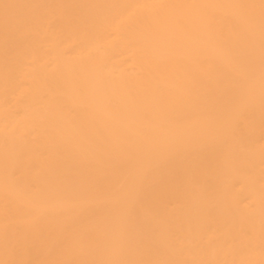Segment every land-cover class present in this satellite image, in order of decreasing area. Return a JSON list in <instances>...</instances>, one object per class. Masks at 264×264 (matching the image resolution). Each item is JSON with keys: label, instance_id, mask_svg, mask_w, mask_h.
<instances>
[{"label": "bare ground", "instance_id": "1", "mask_svg": "<svg viewBox=\"0 0 264 264\" xmlns=\"http://www.w3.org/2000/svg\"><path fill=\"white\" fill-rule=\"evenodd\" d=\"M120 159L140 164L134 196L156 185L143 198L156 240L133 262L264 264V0H0V264H43L26 244L6 256L5 227L70 206L53 191L67 164ZM117 209L92 228L105 251L74 264H118Z\"/></svg>", "mask_w": 264, "mask_h": 264}, {"label": "rangeland", "instance_id": "2", "mask_svg": "<svg viewBox=\"0 0 264 264\" xmlns=\"http://www.w3.org/2000/svg\"><path fill=\"white\" fill-rule=\"evenodd\" d=\"M28 1L29 0H21L20 2H18V0H16V3L18 4V6L19 7H24V5H25V3H28ZM13 14H11V15H9L8 17H7V25H11V24H14V23H16L17 22V20H18V18H15L14 16H12ZM11 17H13V18H11ZM229 82L231 83V81L233 82V84H234V86L232 87V89H230V90H226V91H224L223 93H222V96H221V98L223 99V100H227V101H231V102H235V98H236V96H237V93H234L235 94V96H234V94H233V92H235V91H233V90H235V88H237V83H236V80H234V79H232L231 80V78H229ZM233 91V92H232ZM232 95H231V94ZM227 95V96H226ZM225 98V99H224ZM224 106V105H223ZM222 105H221V107H223ZM102 157L103 156H101V158L100 159H102ZM106 156H104L103 157V159L105 158ZM88 158V157H87ZM89 159H92V158H89ZM102 159V160H103ZM107 159V160H106ZM110 159H112V156H110V158H109V156L108 157H106L105 158V160L104 161H108L109 160V162H110ZM88 160V159H87ZM113 160L114 159H112L111 161L113 162ZM116 160V159H115ZM80 161V162H79ZM89 161V160H88ZM91 161V160H90ZM101 162L102 163V166L100 165V164H98V165H100L101 167H102V169H98L97 170V168L99 167L97 164H95V165H97V168L96 169H94L95 168V166L94 167H92V164L93 163H91V165H89L90 163L88 162V166L86 167V165H85V161H83L82 160V162H81V160H75L74 162H72V163H69V164H67L66 165V168L63 170V171H61V176L58 174V176L55 178L56 179V182L54 181L53 182V184L55 183V185H53V187H54V189L55 190H57V191H55V190H53L55 193H57V194H55V195H58L59 197L60 196H62V198L64 199V201L65 202H67L66 200H65V197H66V199H70V201H69V203H68V205L70 204V206L68 207V205H67V209H65V208H63V209H60L59 211H58V213H59V215H57V219H55V220H53V222H52V220H50V219H41L39 222V224H41L40 226H37V227H34L33 225H39V224H35V223H32L31 221H29V220H20L21 222L20 223H18L17 225H6V227H5V232L7 233V236H6V240H5V250H4V252H6V256H9L10 254L11 255H13V256H16V258L18 257V255L21 253V251H22V249H23V247H24V244H26V245H28V247L29 248H31L30 250H32L31 251V255H33L34 257H35V261L37 262V263H43V264H46V263H48L49 261H48V259L47 258H52V257H56V258H60L61 260H62V263L63 264H68L67 262H68V260H70L71 261V263H69V264H74L76 261H79V259L80 258H82L83 259V255H85V257H87V256H89L90 255V257H91V254L92 255H94V254H99L100 253V251L102 252H104L105 251V249L106 248H104V246H100V247H96L95 249L94 248H92V247H94V245L96 246V240H94L93 241V238L94 237H92V233H93V231L94 230H96L97 229V227H98V224L99 223H101V222H99L100 220H103L104 218H105V220H110V218L113 216V214H114V216L116 217V215H117V213L116 212H114L117 208V211L119 210V209H122V206H124V210L126 211L127 209H125V206H127V205H124L121 201L123 200V197L124 196H127V195H125V194H128V192L127 191H130V194H129V197L130 196H133V198L132 199H130L128 196V200L130 201V203H131V206H130V208L128 209V211H130L131 212V209L133 210V209H136L134 206L136 205L138 208V212L136 211V213H135V210L132 212V213H130V212H127V216H126V219L125 220H127L126 221V228H128V233L130 234V235H128V233H127V235H128V237H127V235L125 236V237H123V238H121V241H120V246H121V248H123V250H122V252H121V256H120V259H119V261H118V264H135L136 262H133V260H138V258H140V256L139 255H141V253H142V251L145 249V248H147L148 246H150V245H152L153 243H154V241L156 240V239H154L153 237H154V235L152 234V233H149L150 234V237H149V234H148V231L146 230V228H144V227H148V226H146V224L147 225H150V222L148 221L149 220V218H148V216H146L147 215V213H146V211H144L143 209H144V206L143 205H145L144 204V196H145V198H147L149 195H151L152 193H154V191L156 190L155 188H154V186L156 187V185H154V184H151V183H147L146 184V186L149 184H151V185H153V186H149L148 185V187L146 188V186L144 185L143 187H139V188H137V189H133V193H135V196L131 193L132 192V190H131V188H132V183L134 182V178H135V175L137 174H134V171H136L137 169H136V167H137V165L138 166H140V164H137V163H132V161H130V162H128L127 163V160H126V162H125V160L123 161V160H117L116 161V163L114 164H112V162L111 163H108L107 162V164H104V163H106V162ZM78 162V163H77ZM87 162V161H86ZM91 162H93V161H91ZM115 162V161H114ZM120 162V163H119ZM138 162V161H137ZM84 163V165L82 166V164ZM123 163V164H122ZM127 163V164H126ZM139 163V162H138ZM108 164H111V165H108ZM118 164H120L119 166H118ZM137 164V165H136ZM105 165H107L106 167H105ZM124 167H123V166ZM108 166H110V168H107ZM115 166V167H114ZM117 166H118V169H116L117 168ZM80 167V168H79ZM85 167L86 169H83V168ZM90 167H92V168H90ZM121 167V168H120ZM134 169H136V170H133V168ZM79 169L78 171H76V169ZM89 168V169H88ZM114 168V169H113ZM120 168V169H119ZM124 168V169H123ZM129 168H131V169H129ZM138 168V167H137ZM94 169V170H93ZM104 169V170H103ZM129 169V170H128ZM82 170V171H81ZM86 170V172L84 173L83 171H85ZM90 172H89V171ZM111 170H113V171H111ZM117 170V171H116ZM73 171V172H72ZM76 171V172H75ZM83 172L84 173V175H81V172ZM89 173H88V172ZM114 171H116L115 173H117V174H114L113 172ZM124 171V172H123ZM74 172L77 174H75L76 175V177H75V179H74ZM93 172H96L95 174L93 173ZM110 172H112V175H110L111 173ZM129 172H130V175H129ZM78 173H80V177H79V175H78ZM88 173V174H87ZM91 173V174H90ZM123 173V174H122ZM99 174V175H98ZM106 174V175H105ZM163 174H164V176H163ZM67 175H68V177H67ZM90 175V176H89ZM104 175H105V177H104ZM160 175H161V177H160V179H161V181L160 182H164V181H167L168 179V177L166 176L167 174H166V172L165 171H162L161 173H160ZM81 176H83V177H81ZM99 176V177H98ZM108 176H111V177H113L112 179H111V177H109V180H108ZM114 176H115V178H114ZM117 176V177H116ZM93 177V178H92ZM95 177H97V178H99L98 180H96L95 179ZM102 177V178H101ZM54 178V177H53ZM70 178V179H69ZM71 178H73L72 180H73V185H71L72 184V180H71ZM81 180H79V179ZM82 178V179H81ZM125 178V179H124ZM130 178V179H129ZM65 179V180H64ZM78 179V180H77ZM101 179V180H100ZM166 179V180H165ZM69 180V181H68ZM70 180H71V184H70V186H69V182H70ZM75 180H77V181H75ZM85 180V181H84ZM89 181V183H88V181ZM94 180H96V181H98V182H102L101 184L103 185V186H101V184H98V182L95 184V182L96 181H94ZM132 180H133V182H132ZM64 182V183H63ZM79 182V183H78ZM82 182H84L85 183V185L84 184H82ZM122 182V183H121ZM130 182V183H129ZM61 183L63 184V186H61ZM68 184L67 186H66V184ZM77 185H76V184ZM104 183V184H103ZM107 183V184H106ZM154 183V182H153ZM156 183V182H155ZM65 184V185H64ZM90 184H91V186H90ZM82 185H83V187H82ZM88 185V186H87ZM94 185V186H93ZM96 185V186H95ZM98 185L100 186V187H98ZM56 186L58 187V189L56 188ZM64 186H66V188L63 190L62 188H64ZM69 186V187H68ZM71 186H74L73 188L71 187ZM80 186V187H79ZM53 187H52V189H53ZM61 187V188H60ZM67 187H68V189H67ZM93 187V188H92ZM150 187H152V189L150 188ZM69 188H70V190H69ZM72 188V189H71ZM81 188H83V189H81ZM86 190H85V189ZM97 188V189H96ZM98 188H99V190H98ZM142 188V189H141ZM145 188H146V190H148V192L145 190ZM67 189V190H66ZM81 191H80V190ZM59 190V191H58ZM62 190V191H61ZM69 190V191H68ZM79 190V191H78ZM96 190V191H95ZM142 190H144V191H142ZM70 191H71V193H70ZM86 191H87V193H86ZM91 191V192H90ZM141 191L143 192V193H141ZM151 191V192H150ZM60 192V193H59ZM62 192V193H61ZM63 192H65L64 194H63ZM69 192V193H68ZM78 192V193H77ZM147 192V193H146ZM84 193V194H83ZM86 193V194H85ZM144 193L146 194V195H144ZM60 194H62V195H60ZM82 194V195H81ZM69 195V196H68ZM71 195V196H70ZM79 195H80V197H79ZM140 197V198H138V196ZM65 196V197H64ZM143 196V197H142ZM57 197V196H56ZM68 197V198H67ZM72 197V198H71ZM74 197H75V199H74ZM86 197H87V199H86ZM122 197V198H121ZM137 197V198H136ZM82 202H80L78 199ZM118 198H119V200H118ZM124 198H126V197H124ZM60 199H61V197H60ZM72 199H74V200H72ZM116 199V200H115ZM120 199H121V201H120ZM137 199V200H136ZM141 199H143V201L141 200ZM76 200H77V202H76ZM85 200V201H84ZM116 202L115 204H114V202ZM124 200H126V199H124ZM142 202H141V201ZM73 201V202H72ZM74 201H75V203H74ZM118 201V202H117ZM120 201V202H119ZM63 202V201H62ZM72 202V203H71ZM84 202V203H83ZM137 202H139V203H137ZM140 202H141V204H140ZM73 203L75 204V205H77V207H74L73 206ZM78 203V204H77ZM111 203H113V204H111ZM118 203V204H117ZM132 203H134V204H132ZM83 204V205H82ZM106 204V205H105ZM139 204V205H138ZM78 205H80V206H84V207H79ZM110 205V206H109ZM114 207V209H112L113 207ZM115 206H117V207H115ZM140 206H142V207H140ZM66 207V206H65ZM73 207V208H72ZM105 207H106V209H105ZM128 207V206H127ZM132 207H134V208H132ZM71 208V209H70ZM103 208H104V210H103ZM111 208V210H109ZM140 208V209H139ZM69 209H70V211H69ZM103 210V212H101V210ZM122 209V210H123ZM67 210V211H66ZM72 210V211H71ZM79 210V211H78ZM105 210H106V212H105ZM122 210L121 211H118V214H120L119 212H122ZM101 213H100V212ZM111 211V213H109ZM99 212V213H98ZM105 212V214H103ZM114 212V213H113ZM140 212V213H139ZM64 213V214H63ZM70 213V214H69ZM92 213V214H91ZM94 213L96 214H98V215H94ZM107 213H109L110 215L108 216V217H110L109 219H108V217H107V219H106V216L108 215ZM113 213V214H112ZM115 213H116V215H115ZM76 214L78 215V217L76 216ZM103 214V215H102ZM133 214H136V218H135V215L134 216H132ZM138 214H140V217H138L139 215ZM90 215H92L90 218L89 217H85V216H90ZM72 216V217H71ZM79 216H80V219H78L79 218ZM82 216V217H81ZM94 216V217H93ZM105 216V217H104ZM144 216V217H143ZM101 217V218H100ZM104 217V218H103ZM132 217H133V219H132ZM64 218H65V220H66V222L64 221ZM72 218V219H71ZM89 218V219H88ZM100 218V219H99ZM131 218V219H130ZM142 220H141V219ZM148 218V219H147ZM74 219V220H73ZM82 219H85V221H83ZM71 220V221H70ZM95 221V222H91V221ZM111 220H113V219H111ZM131 220H133L132 222H131ZM82 221V222H81ZM96 221H98L97 223H96ZM135 221V222H134ZM52 222V223H51ZM65 222V223H64ZM134 222V223H133ZM141 223L142 225H139V223ZM146 222V223H145ZM79 223V224H78ZM89 223V224H88ZM92 223V224H91ZM137 223H138V225L139 226H137ZM90 224H91V227H90ZM42 225H44V227H41ZM77 227H76V226ZM80 225V226H79ZM93 225V226H92ZM94 225H95V227H94ZM97 225V226H96ZM133 227H132V226ZM32 226H33V228H32ZM80 228H79V227ZM141 226V227H140ZM142 226H143V230H142ZM30 229H29V228ZM76 227V228H75ZM95 229H94V228ZM130 227V228H129ZM150 227V226H149ZM27 228H28V230H29V234L27 235V236H23V235H21V230L22 231H24V230H27ZM75 228V229H74ZM86 230V231H81V233H80V230ZM84 228V229H83ZM90 228H91V231H90ZM94 230H93V229ZM99 228V227H98ZM136 228V229H135ZM133 229V230H132ZM138 229V230H137ZM151 229V227L150 228H148V230H150ZM141 230H142V232H141ZM144 230H146L147 232H145ZM34 231V232H33ZM77 231H79V234L77 233ZM31 232H33V233H31ZM147 234V236L144 234ZM153 232V231H152ZM85 233H86V235H85ZM134 233H135V235H134ZM70 234V235H69ZM88 234H89V237H88ZM152 234V235H151ZM9 235V236H8ZM75 235H77L76 237H75ZM139 235H142V237L141 236H139ZM143 235H145V239H144V236ZM70 236V237H69ZM84 236V237H83ZM87 238H86V237ZM131 236V237H130ZM71 237H73L72 239H70ZM82 237V238H81ZM147 237H149V238H151L150 239V241H148V238ZM130 238H132L131 240H130ZM134 238V239H133ZM108 239H110V238H108ZM81 240V241H80ZM107 240V239H106ZM134 240H136L135 242H134ZM140 240V241H139ZM2 241L3 240H1L0 239V243H2ZM129 241H131V242H129ZM23 242V243H22ZM25 242V243H24ZM83 242V243H82ZM88 242V243H87ZM95 243V244H93V243ZM109 242V241H108ZM108 242H106L105 241V244H107ZM136 242H138V243H136ZM140 242V243H139ZM109 243H111V241L109 242ZM125 243H127V244H125ZM130 243H132V244H130ZM75 246H74V245ZM79 244V245H78ZM85 244V247L84 246H81V245H84ZM129 244V245H128ZM88 245V246H87ZM102 245H103V243H102ZM111 245V244H110ZM135 245V246H134ZM42 247V248H40V250L41 251H39V248L37 249V247ZM92 246V247H91ZM109 246V244L106 246L105 245V247H108ZM133 246V247H132ZM141 246V247H140ZM88 247V248H87ZM103 247V248H102ZM134 247H136V249L134 248ZM99 248H101V249H99ZM127 248V249H126ZM96 249H98L99 250V252H98V250H96ZM97 251V252H96ZM134 252V253H133ZM85 253V254H84ZM136 256H138V258L136 257ZM11 257V256H10ZM137 258V259H136ZM11 259V258H10ZM12 260H15V257H14V259H12ZM127 260H129V262H127ZM66 262V263H65ZM138 263H139V260H138ZM138 263H136V264H138Z\"/></svg>", "mask_w": 264, "mask_h": 264}]
</instances>
